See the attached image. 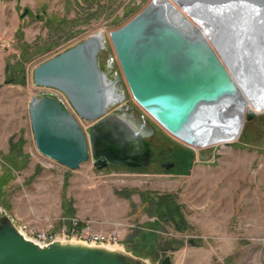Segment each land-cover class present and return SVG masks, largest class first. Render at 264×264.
<instances>
[{
  "label": "rangeland",
  "instance_id": "obj_1",
  "mask_svg": "<svg viewBox=\"0 0 264 264\" xmlns=\"http://www.w3.org/2000/svg\"><path fill=\"white\" fill-rule=\"evenodd\" d=\"M151 1L0 0V208L23 221L75 214L123 224L126 250L151 264L167 256L172 264H264V113L230 145L194 149L126 88L125 103L158 130L173 169L157 165L159 148L150 168L97 170L88 161L76 173L36 150L29 103L46 90L34 86V69L95 35L108 40ZM108 46L100 66L124 79Z\"/></svg>",
  "mask_w": 264,
  "mask_h": 264
},
{
  "label": "water",
  "instance_id": "obj_2",
  "mask_svg": "<svg viewBox=\"0 0 264 264\" xmlns=\"http://www.w3.org/2000/svg\"><path fill=\"white\" fill-rule=\"evenodd\" d=\"M195 24H205L215 33L213 40L230 62L238 63L231 46L243 47L242 52L251 53L249 66L255 64L257 73H264V0H152L127 24L111 31L108 40L95 35L34 69V86L60 92L69 104L46 94L30 100L37 152L71 171L88 161L97 170L148 168L153 157L148 140L156 129L125 103L127 89L160 128L194 149L225 137L246 109L245 122L255 120L258 115L246 108L245 96L221 62L216 43L211 40L212 45ZM108 41L124 79H111L100 66ZM243 62L239 69L247 74V60ZM255 85L261 105L264 79ZM79 120L92 127L85 131ZM0 264L151 262L125 248L75 241L39 245L0 208ZM161 264H172V258L165 257Z\"/></svg>",
  "mask_w": 264,
  "mask_h": 264
},
{
  "label": "built area",
  "instance_id": "obj_3",
  "mask_svg": "<svg viewBox=\"0 0 264 264\" xmlns=\"http://www.w3.org/2000/svg\"><path fill=\"white\" fill-rule=\"evenodd\" d=\"M117 59V58H116ZM115 58L110 57L108 67L113 69ZM118 62V60H117ZM40 96L49 95L57 97L69 107L66 98L53 89H44ZM82 128L87 131L92 123L79 120ZM20 232L30 241L39 245H50L56 241H75L87 245L105 246L110 248H125V226L120 223L107 224L77 215L60 216L57 218L34 216L33 220L23 221L12 217ZM161 264V263H159Z\"/></svg>",
  "mask_w": 264,
  "mask_h": 264
},
{
  "label": "bare ground",
  "instance_id": "obj_4",
  "mask_svg": "<svg viewBox=\"0 0 264 264\" xmlns=\"http://www.w3.org/2000/svg\"><path fill=\"white\" fill-rule=\"evenodd\" d=\"M195 26L205 34L207 39L213 45V41H214L213 38H215L214 37L215 33L207 25L205 26V24H204V26L203 25L201 26L200 24H195ZM211 40H213V41H211ZM214 43H216L215 49L219 52L218 55H219L221 62L223 63V65L225 67H227L229 74L231 75L232 79L236 82L239 89L241 90V92L245 96V100L249 102V104L246 105V108L252 110V112L254 114L255 113L256 114L264 113V103L260 105L257 102L258 101V93H257L258 89H256V87H255L258 85V84L255 85V81H257V80L263 81L264 73H261V71H259L257 73V71H256L257 67L255 66V64H253V66H249V63L253 62V60H251L247 56H250L251 53H249V54L245 53L246 51L242 52L241 48H243V47H237L236 45H234L233 47L231 46L230 50H232V52L237 54L238 63H236L235 60H232L230 62V58L228 57L227 52H224V50H222L221 46L218 45L219 42L214 41ZM221 51H223V52H221ZM241 59H243V60H241ZM244 60H245V62L247 60V65H248L246 67V71H248L247 74H245L246 72H242L239 69V67H241L240 65L244 64V62H243ZM233 61H234V63H233ZM231 63H233V64H231ZM235 72H236L237 76H235ZM246 110L244 111L243 119L240 121V123L232 124V127L229 130V133L225 137H223L221 140H220V138H218L214 143L208 144L207 146H203V147L204 148L213 147V146H216L220 142H225V143L234 142L238 138V136L240 135V133L243 129L244 122H245Z\"/></svg>",
  "mask_w": 264,
  "mask_h": 264
},
{
  "label": "flooded vegetation",
  "instance_id": "obj_5",
  "mask_svg": "<svg viewBox=\"0 0 264 264\" xmlns=\"http://www.w3.org/2000/svg\"><path fill=\"white\" fill-rule=\"evenodd\" d=\"M235 76H237L236 75V72H235ZM122 83H123V80H122ZM254 135H259V134L258 133H255ZM156 138H159L158 137V130H155L154 136H152L148 140L151 143V147H152V150H153V157L151 159V163H150V166L148 168H150L152 165L155 166L152 161H153V159H154V157L156 155V152L155 151L159 148L160 152L158 154L160 155V159H159L160 162H157V165L158 166L159 165L160 166H164V167H165V165L166 166H171L172 165V167L170 169H173L174 168V166H173L174 164L172 162V159L174 157L173 156L174 154L173 153L167 154V151L166 150H162L161 148H163L162 147L163 139L162 138H159L158 140L154 141ZM158 166H156V167H158Z\"/></svg>",
  "mask_w": 264,
  "mask_h": 264
},
{
  "label": "trees",
  "instance_id": "obj_6",
  "mask_svg": "<svg viewBox=\"0 0 264 264\" xmlns=\"http://www.w3.org/2000/svg\"><path fill=\"white\" fill-rule=\"evenodd\" d=\"M136 255H139V256H142V257H144V258H149L146 254H143V253H136V252H134Z\"/></svg>",
  "mask_w": 264,
  "mask_h": 264
},
{
  "label": "crops",
  "instance_id": "obj_7",
  "mask_svg": "<svg viewBox=\"0 0 264 264\" xmlns=\"http://www.w3.org/2000/svg\"><path fill=\"white\" fill-rule=\"evenodd\" d=\"M73 173H76L75 171H72ZM75 215V214H74Z\"/></svg>",
  "mask_w": 264,
  "mask_h": 264
}]
</instances>
